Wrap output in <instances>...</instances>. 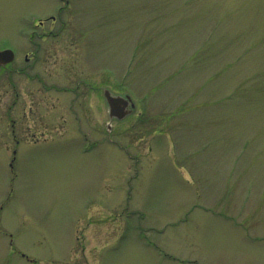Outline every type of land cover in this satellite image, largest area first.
Listing matches in <instances>:
<instances>
[{
	"label": "rangeland",
	"instance_id": "rangeland-1",
	"mask_svg": "<svg viewBox=\"0 0 264 264\" xmlns=\"http://www.w3.org/2000/svg\"><path fill=\"white\" fill-rule=\"evenodd\" d=\"M2 47L0 264H264V0H0Z\"/></svg>",
	"mask_w": 264,
	"mask_h": 264
},
{
	"label": "water",
	"instance_id": "water-1",
	"mask_svg": "<svg viewBox=\"0 0 264 264\" xmlns=\"http://www.w3.org/2000/svg\"><path fill=\"white\" fill-rule=\"evenodd\" d=\"M13 56V51L10 49L0 50V65L11 61ZM104 96L108 104L110 118L116 117L120 119L128 114L133 107V103L129 102L130 98L128 96L125 98L119 95H114L107 89L104 90ZM128 104L131 108L126 109Z\"/></svg>",
	"mask_w": 264,
	"mask_h": 264
},
{
	"label": "flooded vegetation",
	"instance_id": "flooded-vegetation-1",
	"mask_svg": "<svg viewBox=\"0 0 264 264\" xmlns=\"http://www.w3.org/2000/svg\"><path fill=\"white\" fill-rule=\"evenodd\" d=\"M51 19L53 20L54 18H52V16H51ZM40 23H42V21ZM4 48H8V47H2L0 49H4ZM14 54H15V52H14ZM14 59H15V57H14ZM25 61H28V56H26V55H25ZM4 65H6V64H4ZM4 65H1L0 68H2Z\"/></svg>",
	"mask_w": 264,
	"mask_h": 264
}]
</instances>
